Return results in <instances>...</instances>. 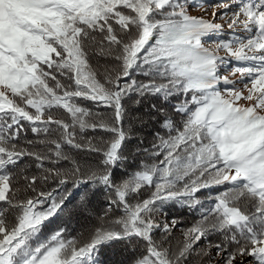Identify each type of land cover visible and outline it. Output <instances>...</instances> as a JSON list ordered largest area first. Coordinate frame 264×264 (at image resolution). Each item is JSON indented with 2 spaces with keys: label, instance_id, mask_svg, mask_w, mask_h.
Here are the masks:
<instances>
[{
  "label": "snow or ice",
  "instance_id": "obj_1",
  "mask_svg": "<svg viewBox=\"0 0 264 264\" xmlns=\"http://www.w3.org/2000/svg\"><path fill=\"white\" fill-rule=\"evenodd\" d=\"M208 7L225 11L208 20L191 14L207 11L196 0H0V264H97L113 242L132 246L134 264H189L194 252L210 258L212 248L218 264H264V0ZM225 18L228 29L245 34L206 47ZM94 49L113 65L100 79ZM229 74H239L243 88ZM146 96L176 99L179 119L162 104L157 112L166 134L157 132L142 150L146 159L117 177L113 170L129 160L126 105ZM84 102L111 109V122L92 121ZM89 129L111 135L93 144L84 135ZM37 143L44 147L33 150ZM65 145L100 158L81 167ZM25 156L61 185L69 175L102 185L117 215L86 240L58 230L33 246L45 221L63 209L53 198L36 210L50 192L21 194L20 179L36 192L35 176L15 173ZM61 161L71 169L45 168ZM212 187L222 190L205 210L197 194ZM170 201L202 213L175 246L167 237L176 219H155ZM201 240L207 247H197Z\"/></svg>",
  "mask_w": 264,
  "mask_h": 264
},
{
  "label": "trees",
  "instance_id": "obj_2",
  "mask_svg": "<svg viewBox=\"0 0 264 264\" xmlns=\"http://www.w3.org/2000/svg\"><path fill=\"white\" fill-rule=\"evenodd\" d=\"M197 3H201L204 6H208L206 0H196ZM237 30L244 31L242 28ZM226 32V31H221ZM227 33V32H226ZM214 33L212 36L205 38L208 43L207 46L213 41L223 36V33ZM235 35H244L239 32H235ZM234 35V36H235ZM91 63L97 72V78L100 79L105 75L106 70L112 68V62L106 60L105 57L99 53V49L91 51ZM177 101L176 99H170L167 102L160 101L157 97L146 96L139 99V103H135L132 100L126 105V117L124 120V127L126 131H129L131 135L125 141L126 150L125 154L129 156V160L125 166L114 169V174L119 177L123 172H132L139 166V162L145 160L146 157L142 150L145 147H150L154 141H156V133L161 135L166 134V130L163 129L161 123L163 113H158L162 104L166 109L169 116H173L174 119H179L178 116L173 115L172 106ZM152 105H156L153 108ZM83 106L89 107L94 113L90 119L96 123L111 122L112 110L105 107H98L91 102H84ZM55 111V110H54ZM61 112L63 110H60ZM98 114V115H97ZM64 119H67V115L64 114ZM85 136L92 139L93 144H98L102 139H107L111 134L101 129L92 131L89 129ZM28 139H35L31 132L27 133ZM87 143V141H81ZM21 146L27 147L26 143L21 140ZM33 150H40L44 145L34 144L31 146ZM141 151L138 152L137 150ZM64 150L71 155L81 167L87 165H95L99 160L97 153H90L87 150L71 149L65 145ZM57 167L65 170L71 169L72 164L67 161H61L60 165H49L45 163V168ZM17 177L27 174L29 177H36V192L27 189V182L20 179L19 185L21 187V194L25 198H36L39 192L51 193V197L46 198V202L42 205H37L36 210L47 209L53 198L57 203L62 205V211L58 212L56 216L51 217L48 221H45L42 226L41 233L32 241L33 246L41 242L47 241L52 234L58 230H63L64 236L68 239H77L78 241L86 240L92 231V229L98 226L102 221H110L112 217L117 215L118 210H109L110 197L107 194L104 187L98 183L94 184L91 180L87 182L77 183V178L71 175L67 176V183L61 185L59 183L60 177H56L54 174L46 172L44 169L36 167V161L32 157L25 156L21 161L18 168L15 169ZM47 176L48 179H44ZM222 189L212 187L204 189L197 195L202 199V206L205 210L209 208L214 201L216 193ZM41 199H45L41 197ZM200 211L189 209L183 204L177 202H168L158 211L155 219L159 222H171L172 219H176L177 224L173 228L170 236L167 237L171 244L175 246L183 238L184 230L191 226L196 220L201 217ZM157 238H163V233L158 232ZM210 240L216 241L218 236L213 234L209 237ZM198 248L207 247V242L201 240ZM132 246L124 242H113V244L102 248L101 252L97 256V264H134V257L131 250ZM219 257L216 256L215 249H210V258H201L197 253H193L189 258V264H218Z\"/></svg>",
  "mask_w": 264,
  "mask_h": 264
},
{
  "label": "rangeland",
  "instance_id": "obj_3",
  "mask_svg": "<svg viewBox=\"0 0 264 264\" xmlns=\"http://www.w3.org/2000/svg\"><path fill=\"white\" fill-rule=\"evenodd\" d=\"M206 1H207L208 6L212 5V4L219 3V0H206ZM208 6H205V8H207V11H205L203 8H199V9L192 10L191 14L192 15H196V16H204L205 19L211 20L213 11H215L217 14L225 11L224 9L219 8V7L213 9L211 7H208ZM216 22L220 23L221 25H223L222 31H226L227 33L226 32H218L219 34H217V35H220V33H223V36L218 38V39H216V40H210V41H213V42L208 44L206 47L214 49L215 48V43H214L215 41H218V40H221V39H234L236 37L241 36V35H235V33H233L232 30L227 28L228 18L220 19V20H217ZM236 31L241 33V34H245L244 31L242 32V31L237 30V29L235 30V32ZM219 55L222 56V57H225L226 59L231 60V57H228L227 54L225 52H223V51H221L219 53ZM236 63L237 62L233 60L232 63L229 64L227 67H233ZM222 71L227 72V68H222ZM229 79L235 80L237 82V86L240 87V88H243V85L239 83L240 80H241V77H240L239 74H236L235 76H232L231 74H229ZM221 87H223V85ZM245 94H247V93L245 92ZM241 103H244V102L241 101Z\"/></svg>",
  "mask_w": 264,
  "mask_h": 264
}]
</instances>
